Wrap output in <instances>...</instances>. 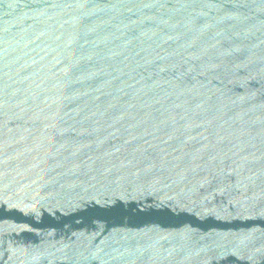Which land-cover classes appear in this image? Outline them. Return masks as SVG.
<instances>
[{
	"label": "water",
	"instance_id": "95a60500",
	"mask_svg": "<svg viewBox=\"0 0 264 264\" xmlns=\"http://www.w3.org/2000/svg\"><path fill=\"white\" fill-rule=\"evenodd\" d=\"M0 264H264V0H0Z\"/></svg>",
	"mask_w": 264,
	"mask_h": 264
}]
</instances>
